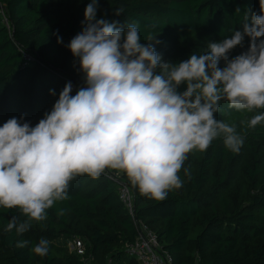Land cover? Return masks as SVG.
<instances>
[{
    "label": "trees",
    "instance_id": "16d2710c",
    "mask_svg": "<svg viewBox=\"0 0 264 264\" xmlns=\"http://www.w3.org/2000/svg\"><path fill=\"white\" fill-rule=\"evenodd\" d=\"M91 0H0L10 30L0 16V125L23 117L35 126L50 112L66 83L84 87L79 62L68 50L82 31ZM97 18L123 26L137 22L142 43L157 40L165 61L179 62L207 50L205 41L187 46L192 36L215 41L241 29L244 12H259V0H98ZM123 7L119 17L113 12ZM57 34L63 44L57 43ZM236 49L233 55L240 53ZM25 54L33 61L26 64ZM55 90L56 95H50ZM75 91V93H76ZM75 93H72L73 95ZM217 118L237 126L245 137L239 154L221 139L204 152L194 151L181 169L182 188L163 201L143 196L127 176L106 170L70 182L69 199L56 202L46 219L31 221L22 236L5 232L8 221L28 220L19 209H0V264H139L127 247L137 239L134 220L120 200L127 185L135 196V219L158 237L173 264H264V126L249 129L254 113L238 112L220 102ZM63 215L58 216V211ZM41 238L51 241L46 257L31 252ZM86 243V255L71 251L74 240ZM28 241L25 248L16 243Z\"/></svg>",
    "mask_w": 264,
    "mask_h": 264
},
{
    "label": "clouds",
    "instance_id": "9594fccd",
    "mask_svg": "<svg viewBox=\"0 0 264 264\" xmlns=\"http://www.w3.org/2000/svg\"><path fill=\"white\" fill-rule=\"evenodd\" d=\"M98 11V0H91L82 31L67 45L85 86L73 95L66 83L35 126L23 117L0 125V209L28 217L13 216L5 232L22 236L31 221L45 220L56 202L69 199L71 181L99 179L106 170L123 172L143 196L165 200L182 188L179 174L183 168L188 175L190 153L206 151L217 139L231 153L241 152L245 137L217 118L221 101L254 113L240 122L249 129L264 126V0L258 13L244 12L241 29L178 63L156 51L159 41L142 43L137 22L121 26L98 19ZM123 13V7L113 12ZM57 43L63 44L58 34ZM50 245L41 238L31 252L46 257Z\"/></svg>",
    "mask_w": 264,
    "mask_h": 264
},
{
    "label": "built area",
    "instance_id": "2783aa9c",
    "mask_svg": "<svg viewBox=\"0 0 264 264\" xmlns=\"http://www.w3.org/2000/svg\"><path fill=\"white\" fill-rule=\"evenodd\" d=\"M0 16L3 24L10 30V22L3 9L0 8ZM26 64L33 61L31 55L25 54ZM76 86L73 85V92ZM120 200L129 211L134 220L137 231V239L127 247L128 255L136 259L139 264H173V259L169 254L163 253L158 237L144 223L135 219V196L127 185L120 187ZM71 251L84 257L86 255V243L82 239L74 240L70 245Z\"/></svg>",
    "mask_w": 264,
    "mask_h": 264
},
{
    "label": "rangeland",
    "instance_id": "374dc122",
    "mask_svg": "<svg viewBox=\"0 0 264 264\" xmlns=\"http://www.w3.org/2000/svg\"><path fill=\"white\" fill-rule=\"evenodd\" d=\"M199 40L205 41L207 45L209 44V42L215 41L214 39H210V38L205 37V36H192V37H189L187 39V46L189 47L191 44H194ZM183 60H185V58H183L181 61H183ZM173 63H178V62H173ZM72 93H75V92H72Z\"/></svg>",
    "mask_w": 264,
    "mask_h": 264
}]
</instances>
